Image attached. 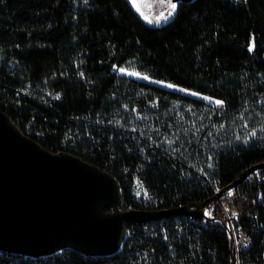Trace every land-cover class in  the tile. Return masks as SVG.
<instances>
[{
    "label": "trees",
    "instance_id": "trees-1",
    "mask_svg": "<svg viewBox=\"0 0 264 264\" xmlns=\"http://www.w3.org/2000/svg\"><path fill=\"white\" fill-rule=\"evenodd\" d=\"M175 4L149 23L131 0H0V108L44 147L112 172L123 208L192 207L264 160V0ZM254 173L264 169L206 216L127 223L131 236L112 254L0 250V264H264V180H248ZM222 203L239 211L237 246L214 219Z\"/></svg>",
    "mask_w": 264,
    "mask_h": 264
},
{
    "label": "water",
    "instance_id": "water-1",
    "mask_svg": "<svg viewBox=\"0 0 264 264\" xmlns=\"http://www.w3.org/2000/svg\"><path fill=\"white\" fill-rule=\"evenodd\" d=\"M263 167L264 160L249 166L192 207L123 208L112 172L77 154L44 147L0 108V250L41 256L70 247L86 255L112 254L124 244L127 223L174 213L206 216L218 195Z\"/></svg>",
    "mask_w": 264,
    "mask_h": 264
},
{
    "label": "rangeland",
    "instance_id": "rangeland-1",
    "mask_svg": "<svg viewBox=\"0 0 264 264\" xmlns=\"http://www.w3.org/2000/svg\"><path fill=\"white\" fill-rule=\"evenodd\" d=\"M131 2L135 6V8H136L137 12L140 14V16L149 23H160L162 21L167 20L172 15V14L168 15L169 11H171V9L169 8L168 0H131ZM172 2L175 3L174 0H172ZM157 17H160V19H157ZM164 17H167V18L165 19ZM120 69H124L125 71L122 72V71H120ZM118 71L121 74H125L128 76H133L136 78L156 82L159 84L161 83L159 81H156V80H154V79H152V78H150V77H148V76H146V75H144V74H142L136 70L128 68V67H120L118 69ZM132 73H139L140 75L137 76V75H133ZM145 77H147V78H145ZM164 84H168V83H164ZM175 89L178 91L184 92V93L194 95V96L202 98V99H204V97H209L210 99H204V100H207V101L214 103V104H216L215 101H217V99H214L208 95H204V94L195 92L193 90H189L186 88H175ZM216 105H217V107L223 108V105H218V104H216ZM217 200H219V199L217 198ZM225 205H227V204H225ZM234 243H237V239H236V241L234 240Z\"/></svg>",
    "mask_w": 264,
    "mask_h": 264
},
{
    "label": "built area",
    "instance_id": "built-area-1",
    "mask_svg": "<svg viewBox=\"0 0 264 264\" xmlns=\"http://www.w3.org/2000/svg\"><path fill=\"white\" fill-rule=\"evenodd\" d=\"M260 101L264 102V93H262L260 95ZM262 178H263V176L259 177V179H262ZM250 180L253 181L254 178L250 177ZM136 189H137L136 190L137 195L139 197L147 198L149 196L148 191L142 185H137ZM222 204H223V206L221 209V214L219 216H217V218L215 217V219L220 220V221L224 220L226 226H228L229 231L232 234V237H234V239L236 240V227H235L234 223H236L239 219V211L235 208H232L230 206L225 205L224 203H222ZM209 211H210V208H208L206 210V213L209 214ZM130 236H131V231L127 227V233H126L125 239H128ZM61 253H62V250H59V251H56L54 253L43 255V260H50L53 256L60 255Z\"/></svg>",
    "mask_w": 264,
    "mask_h": 264
},
{
    "label": "bare ground",
    "instance_id": "bare-ground-1",
    "mask_svg": "<svg viewBox=\"0 0 264 264\" xmlns=\"http://www.w3.org/2000/svg\"><path fill=\"white\" fill-rule=\"evenodd\" d=\"M165 83V82H164ZM163 82H161L160 84L161 85H163V86H166V87H169L168 85H172V84H164ZM173 87H169V88H172V89H175V88H180V87H178V86H174V85H172ZM261 169H264V167L263 168H258V169H256V170H254L253 172H256V171H258V170H261ZM252 173V172H251ZM251 173H249V174H251ZM248 174V175H249ZM247 175V176H248ZM246 177V176H245ZM244 177V178H245ZM250 177H252V178H257V179H259V177L260 176H255V173H254V175H251ZM250 177H248L247 179L248 180H250ZM244 180V179H243ZM259 180H264V176H263V178L262 179H259ZM234 189V188H233ZM233 189H229V190H227L225 193H223V194H221V195H218L217 197H216V200H217V198L220 200V199H222V195L223 196H225L226 198H228L230 195H231V193L230 192H232L233 191ZM220 196V197H219ZM123 204V203H122ZM210 207V206H209ZM217 218V217H216ZM216 221H219V222H223V223H225V221H223V220H216ZM238 221H239V219H238ZM238 221L236 222V223H234L235 224V227H236V230H238L237 228H238V226H237V223H238ZM127 233V232H126ZM126 240V239H125ZM234 238L232 237V241H233V246H234ZM236 241V240H235ZM125 242V241H124ZM235 245H237V243H235ZM123 246V245H122ZM121 248V247H120ZM1 251H3V250H1ZM7 252V251H6ZM25 255V254H24ZM29 256H32V255H29ZM43 255H41V257H42ZM32 257H40V256H32Z\"/></svg>",
    "mask_w": 264,
    "mask_h": 264
},
{
    "label": "snow or ice",
    "instance_id": "snow-or-ice-1",
    "mask_svg": "<svg viewBox=\"0 0 264 264\" xmlns=\"http://www.w3.org/2000/svg\"><path fill=\"white\" fill-rule=\"evenodd\" d=\"M168 4H169V8L171 9V11H169V13H168V15H171L172 14V12H174L175 11V9H176V7H177V5L175 4V3H173L172 2V0H168ZM147 18V17H146ZM165 19L167 18V17H164ZM157 19H160V17H157ZM249 50L251 51L252 50V48L250 47L249 48ZM120 71H125L124 69H120ZM133 75H137V76H139L140 74L139 73H132ZM145 78H147V77H145ZM169 87H173L172 85H168ZM186 91V90H185ZM204 99H210L209 97H204ZM215 103L216 104H218V105H223V101L222 100H217V101H215ZM256 135V132H255V130H253L251 133H250V136H255ZM239 138V137H238ZM209 167H211V165H209Z\"/></svg>",
    "mask_w": 264,
    "mask_h": 264
}]
</instances>
